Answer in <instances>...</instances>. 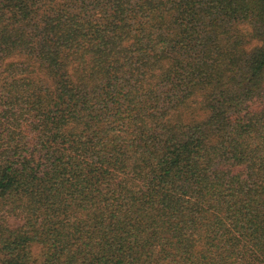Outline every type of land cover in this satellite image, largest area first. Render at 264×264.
<instances>
[{
	"label": "trees",
	"instance_id": "obj_1",
	"mask_svg": "<svg viewBox=\"0 0 264 264\" xmlns=\"http://www.w3.org/2000/svg\"><path fill=\"white\" fill-rule=\"evenodd\" d=\"M0 264H264V0H0Z\"/></svg>",
	"mask_w": 264,
	"mask_h": 264
},
{
	"label": "rangeland",
	"instance_id": "obj_2",
	"mask_svg": "<svg viewBox=\"0 0 264 264\" xmlns=\"http://www.w3.org/2000/svg\"><path fill=\"white\" fill-rule=\"evenodd\" d=\"M37 250H38V249H34L35 254L38 252Z\"/></svg>",
	"mask_w": 264,
	"mask_h": 264
}]
</instances>
